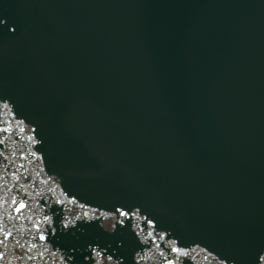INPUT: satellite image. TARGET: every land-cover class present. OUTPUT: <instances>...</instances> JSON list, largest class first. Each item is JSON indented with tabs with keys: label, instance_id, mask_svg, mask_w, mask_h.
<instances>
[{
	"label": "snow or ice",
	"instance_id": "6c2138e0",
	"mask_svg": "<svg viewBox=\"0 0 264 264\" xmlns=\"http://www.w3.org/2000/svg\"><path fill=\"white\" fill-rule=\"evenodd\" d=\"M13 203H17L16 201H13ZM24 207H26V205H25V203H24V201L23 200H20L19 202H18V206H17V208H16V211L17 212H19L21 209H23ZM128 213H126V212H120V215H127ZM46 219H47V217H46ZM8 235H11V233H8ZM5 238H7V237H5ZM40 239H46V236L43 234V233H41V235H40ZM173 251H176V252H179L180 251V249L179 248H174L173 249ZM0 256H3V253H0ZM109 259H111V257L109 258ZM169 264H172V262H169Z\"/></svg>",
	"mask_w": 264,
	"mask_h": 264
}]
</instances>
